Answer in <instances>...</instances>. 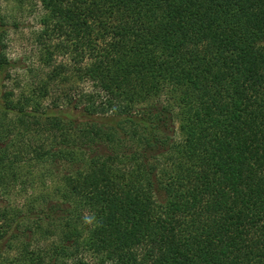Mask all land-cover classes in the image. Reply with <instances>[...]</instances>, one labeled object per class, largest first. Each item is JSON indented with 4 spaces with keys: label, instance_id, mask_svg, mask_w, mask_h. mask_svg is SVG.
I'll return each mask as SVG.
<instances>
[{
    "label": "trees",
    "instance_id": "16d2710c",
    "mask_svg": "<svg viewBox=\"0 0 264 264\" xmlns=\"http://www.w3.org/2000/svg\"><path fill=\"white\" fill-rule=\"evenodd\" d=\"M27 2L0 0V264H264V0H37L19 74Z\"/></svg>",
    "mask_w": 264,
    "mask_h": 264
},
{
    "label": "rangeland",
    "instance_id": "374dc122",
    "mask_svg": "<svg viewBox=\"0 0 264 264\" xmlns=\"http://www.w3.org/2000/svg\"><path fill=\"white\" fill-rule=\"evenodd\" d=\"M36 2L37 0L32 2L28 0L26 10L24 8L22 12L16 7L13 10L20 26L10 31L9 54L23 67V69L17 68L19 71L14 73H24L25 67L40 63L42 48L37 39L39 24ZM12 4L6 2V7L10 8ZM6 253L12 254L11 251H6Z\"/></svg>",
    "mask_w": 264,
    "mask_h": 264
}]
</instances>
